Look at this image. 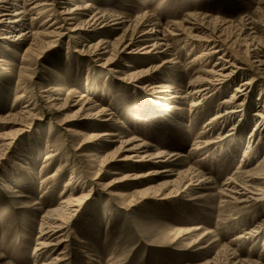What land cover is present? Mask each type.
Instances as JSON below:
<instances>
[{"label": "rangeland", "instance_id": "374dc122", "mask_svg": "<svg viewBox=\"0 0 264 264\" xmlns=\"http://www.w3.org/2000/svg\"><path fill=\"white\" fill-rule=\"evenodd\" d=\"M70 2L72 6L92 7L79 21L95 12L126 21L130 19L131 22L145 14L148 22L145 31L150 32L162 25L160 30L168 28L172 32V36H167L172 53L156 58L136 53L149 45L145 37L150 35L145 34L144 38H137L134 54L122 55L110 68H102L101 65L111 56L93 61L78 55L74 52L76 41L71 38L72 33L66 31H62L65 35L52 49L44 52L41 36L8 43L0 40V138L7 143V136L10 137L8 143L12 142L4 149L0 148V157L3 158L0 160V264L50 262L51 254H41L34 259L33 250L37 247L40 218L47 209L55 207L63 190L69 193V197L86 195L88 200L63 231L64 236L69 235L70 242L62 264H230L238 261L241 264H264V234L259 238L245 235L264 220V208L259 205L236 206L219 193L228 179L239 180L249 172L264 173L261 153L254 156L250 164L246 162L239 166L247 150L249 131L257 121L254 116L256 107L264 105V99L257 100L264 91V80H259L250 97L246 98L244 118L238 115L225 124L218 123L209 137L202 134L207 132L205 124L215 114L220 102L229 97L233 85L224 88L218 98L205 100L191 113L190 104L199 98L181 100L189 80L200 70H210L216 57L220 56L212 54L209 65L203 59L194 60L204 49L210 48L200 46L190 52V46H185L186 32L181 27L195 31L203 29L205 34L216 32L223 41L221 50L232 55L235 63L247 65L245 42L252 38L264 39V0ZM49 15H42L34 21V31L39 35L48 31ZM194 17L197 23L191 20ZM126 26L129 27L125 34L128 36L135 30L133 24L113 26L98 34L77 32L78 40L85 46L97 41L112 43L125 33ZM32 44L34 46L28 51ZM162 62L170 63L147 79L136 81L129 78L132 73L149 70ZM245 71L237 74V81L251 77H245L252 74ZM148 82L171 85L183 94L175 95L176 100H167L170 95L157 99L147 87L142 89ZM47 92L61 100L68 95L69 102L64 107L63 101L48 103ZM81 97L89 100L95 110L77 113L80 105L75 103ZM25 106L35 119L19 127L11 137L16 126L5 120ZM100 109H108L114 114V124L89 119L91 116L87 115ZM70 115L73 118L66 128L81 130L84 136L77 137L62 129V124L71 119ZM92 126L98 127L96 132L111 131L124 140L138 138L136 144L146 142L149 153L158 150L179 153L181 158L169 167L171 173L158 180L171 183L169 191H173V197L163 200L162 196L149 194L142 199L134 195L129 198V204L123 205L118 193L132 194L135 188V191L142 190L157 182L127 185L122 191L112 190L110 193L107 185L118 177L111 175L110 169H104L106 171L100 173V179L92 182L93 172L99 167L95 168L89 160L98 158L100 165L104 157L119 147V144H84L92 133L89 129ZM234 126L237 128L235 139H227L206 151L195 150L197 144L213 139L217 130L228 132ZM81 145V150H77ZM49 153L55 157L46 160ZM249 158H252L251 151ZM188 169L201 172L206 183L194 182L192 186H186L187 181L181 183L179 172ZM55 170L60 171L57 178L42 186V179ZM122 171L126 173L124 169ZM254 177L256 181L252 186L264 188L259 176ZM67 182L70 184L66 187Z\"/></svg>", "mask_w": 264, "mask_h": 264}, {"label": "bare ground", "instance_id": "6f19581e", "mask_svg": "<svg viewBox=\"0 0 264 264\" xmlns=\"http://www.w3.org/2000/svg\"><path fill=\"white\" fill-rule=\"evenodd\" d=\"M91 8V5L72 6L70 0H0V40L4 43H8L11 41L16 42L23 40H34L35 38L41 36V39H43L42 47L44 46V52L45 50L52 49L55 44H57L65 35L62 33V31H66L68 33H72L71 38L73 41H76L74 52L78 55L87 56L93 61L101 60L107 55L111 56L101 65L102 68H105V66L110 68V65L115 62V59L117 60V58L121 57L122 55L134 54V46L137 42V38H144L145 34L150 35L149 37H145L148 40L149 45L141 47L136 53L140 52L145 56L153 55L155 58L171 55L172 50L167 36H172V32L169 31L168 28L167 30L166 28L160 30L162 26L161 24V26L152 28V31L150 32L145 31V28L148 27L145 14L139 16L131 22L129 21L130 19L126 21V19L122 20L120 17L115 18L109 14L107 15L95 12L92 13L88 18L79 21L80 18L86 16V14L92 10ZM32 14L36 17L32 16ZM45 14H50L48 21L50 23L48 24L49 29L48 31H45L39 35L34 31V21L39 20L40 17ZM191 20L197 23L196 17H194V19L191 18ZM200 23L203 24L204 22L200 21ZM125 24H133L135 30H131L133 32L127 36L125 34L128 32L129 27L126 26L127 30L125 33L115 41H112V43L108 41H97L96 43H88V45L85 46V44H81L80 40H78L80 36L77 34V32L98 34V32H101L107 28L113 26H123ZM181 28L186 32L185 46H190V52L194 51L200 46L208 47V49L210 48L209 50L204 49L201 54L199 53V57L194 60L203 59L209 65V63L211 64V61L209 60L211 59L210 56L212 54H220V56L216 57L215 61L212 63L210 70L198 71L196 75L192 77L187 83L184 96L181 97V100H194L199 98L198 101L190 104L189 113L200 108L205 100L208 101L210 98L213 99V97L218 98L222 94V90L224 88H230V86L233 85V89L229 97L220 102V105L215 110V114L205 124V129H207V132L202 134H205L207 137H209V134L214 132L213 129L218 123L222 122V124H225V122L233 120L238 115H240L242 119L244 118V104L246 98L250 97V93L254 85L257 84L259 80H264V39L260 40L259 38H252L246 41L245 45L247 49L245 51L248 57L247 65L242 63L237 64L235 63L236 60L234 58V60H232V55H228L229 53L224 49L221 50L223 47V41L219 35L215 34L216 32H212V34H205L202 33L203 29H197L198 31H195L196 29L193 28ZM33 46V44L30 45L28 51L31 50V47ZM167 63L170 62H162L155 67H150V69L148 68L149 70L139 71L134 74L132 73L129 78H134L136 81L138 79H147L154 73H157L160 68L163 66L165 67V64ZM171 64L175 63L172 62ZM246 66H248L247 69L245 68ZM245 70H248L252 74L244 76L251 77L249 79L237 81V74L244 73ZM146 87L152 92L154 97H157V99H160V97L162 99L164 96L170 95L167 100H176L178 97L175 95L183 94V91L178 93L173 86L163 83L151 84L148 82L142 89ZM48 92L45 96L47 102L63 101V107L69 102L68 95L64 100H61L59 96H54ZM263 99L264 91H261L257 100L260 102ZM75 105H80L77 113L92 112L95 110L94 105H91L90 101L85 97L79 98ZM87 116H91L89 119L96 118L95 120H97V122L108 125H112L115 122L114 114L110 113L108 109H100L94 114ZM254 116L257 118V121L253 125L252 130L249 131V136L247 138L249 142L246 147L247 150L242 156V160L240 161L241 165L239 166L242 167V164H246V162L247 164H250L254 156H258L261 153V167L264 168V105H258L256 107ZM68 117L71 119L65 121L62 124V127H64L62 129L73 133L77 137L84 136V132L81 130L70 131L68 130L70 127L66 128L69 126L68 124L71 123L73 116L70 115ZM34 119L35 118L33 114H31V110L28 109V106L23 107V109L15 116H10L9 119H6L5 121H8V124L16 126L14 127L15 130L10 134L12 135L11 137H13L15 132L19 130V127L23 126L30 120L33 121ZM89 129L92 131V133L86 137L87 141L84 144L105 143L110 144V146L119 144L118 148H116L113 152H110V156L104 157L102 161L99 162L100 165H98L97 162L99 161L98 158L95 159V157H93L89 160V162L94 163L95 166H93L95 168L99 167L97 171L93 172L94 174L91 179L92 182L98 181L100 179V173H102V171H106L104 169H110V173H112L111 175L118 176L114 178V180L109 185H107V187H110V193L112 190L122 191L123 187L127 185L137 186L144 183L157 182L146 186L142 190L137 189V191H135V188L133 189L134 191L131 192L132 194H125L124 192L118 193V198L122 200L123 205L128 202L129 198H133L134 195H138L142 199H145L150 195L162 196V198H164L163 200L173 197V191H169L171 183L166 181L158 182V180L161 177L171 173V169H169V167L171 166V163L176 162L179 158H181L179 153L166 152L164 150H158L154 153H149V146L146 142H140L136 144V142H138V138L136 139L135 137H131L124 140L119 134H114L111 131L96 132L98 130L97 126L89 127ZM236 131V126L228 130V132H225L223 129L219 131L217 130V133L213 139L207 140L204 143L201 142V144L196 143L197 146L195 150L206 151L213 147V145L216 146L220 143H223L227 139H235L237 137ZM256 137H258L257 140H254ZM6 138L8 143L10 137L8 138L6 136ZM4 141L6 140L0 138L1 149H4L9 143H12L9 142L7 144L4 143ZM82 146L83 145H81L77 150H81ZM250 151L252 152V158L247 159ZM54 157L55 155L53 153H49L46 157V160H51ZM2 159L3 158L0 157V160ZM13 164L14 163H11V165ZM44 167H46V165ZM123 169L126 171L125 174H123ZM258 171L259 170H257V172ZM59 173V170H55V173L44 177L42 179L41 185L45 186L49 181L57 178ZM200 173L199 171L197 172L196 169H188L179 172L178 179L181 183L187 181L188 183L186 186H192L194 182L203 184L205 180L203 179V175H200ZM254 175H258V180H262L264 182V173H260V171L259 174L249 172L246 173V175L244 174L243 178H240L239 180L232 178L228 179V181L225 183L222 182L223 189H221L219 193L221 196H223V198H226L236 206L246 205L251 207L250 205H259L260 207L264 208V188L252 186L253 181H256ZM70 179H72V177H70ZM69 184L70 182H67L65 186L67 187ZM13 193H15V191ZM87 200L88 199L86 195L69 197V193L66 194L65 190H63L58 201L56 202L55 207L47 209L40 218V224L38 226L37 247L33 250L34 259H38L41 254L43 255L48 253L49 255L51 254V259L47 264H62V262L66 260V248L70 242V237L69 235L64 236L65 234L63 231H65L69 226L70 221L77 214H79L80 209ZM262 234H264V220L258 225L256 229L251 230L245 235L249 236V238H259ZM79 242L83 244L81 240ZM241 263L238 261V263L231 262L230 264Z\"/></svg>", "mask_w": 264, "mask_h": 264}]
</instances>
